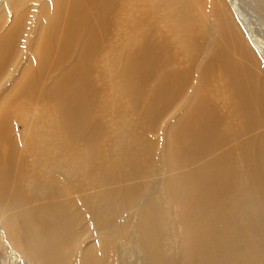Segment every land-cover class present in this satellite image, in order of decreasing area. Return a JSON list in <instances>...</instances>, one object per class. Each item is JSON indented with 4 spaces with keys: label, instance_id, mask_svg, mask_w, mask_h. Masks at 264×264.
Segmentation results:
<instances>
[{
    "label": "rangeland",
    "instance_id": "1",
    "mask_svg": "<svg viewBox=\"0 0 264 264\" xmlns=\"http://www.w3.org/2000/svg\"><path fill=\"white\" fill-rule=\"evenodd\" d=\"M9 1L12 3L9 5L19 11L25 6L35 5L34 0ZM75 1L78 0H43V3L49 4L35 5L37 9L40 7V14L34 19L51 13L62 16L68 5ZM247 1L248 4L252 3V7L256 5L253 0ZM62 2L67 3V7L63 11H56ZM113 5L117 18H113L115 25L112 24L108 35H97L91 46H88L86 39L79 41L85 42L91 51L96 50L94 60L86 55L75 73L76 75L79 72L80 77H85L86 83L79 82L78 77L73 80L72 86L78 93L73 94L71 90L68 93L62 88L55 94L58 102L65 103L68 110L79 105L78 99L88 98L86 105L89 109H85L88 113L84 127H76L75 118H70L69 113L64 119L62 116L58 118L54 111L56 102L51 95L43 109L29 107L24 114L17 111L12 113V125L16 124L18 127L17 144L14 138L15 158L13 164H8L9 172L6 178L9 189L6 190L7 193L0 194V220H16L21 209L37 214L36 210L44 206H48V209L56 206L66 207L74 223L68 231L66 242L62 245L61 264H91V259L100 260L101 264H148V255H145L146 251L144 254L139 244V224L142 207L147 199L157 198L158 205L165 209L161 215L157 208H154L153 213H156L170 232L176 235V242H162L161 250L168 254V260L176 261L163 262L152 259L154 264H184L187 249L195 244L203 247L200 249L201 256L207 258L208 252L203 253L204 247L213 248L207 243V239L193 240L186 236L178 208L191 213L195 211L183 205L175 185L183 181V174L194 176L197 167L208 156L237 160V164L241 163L243 169L245 164L240 161L241 152L236 148L230 149L231 140L217 139L220 131L228 126L234 125L236 136H232V139L237 142L241 140L246 145L254 139V135L261 136L258 134L259 130L255 131L258 129L257 125L244 117L245 121L239 122L237 114L233 111L236 98L234 94L229 96L228 92H225L221 79H218L217 69L224 64V58L220 57L211 66L208 65L219 55L218 46L213 47L216 43L215 37L212 33L198 34L199 28L207 31L216 23L214 13L221 9V2L197 0V33L189 38L173 26L171 18L176 17L163 0H113ZM5 9L6 12H11L5 14V20H0V27L4 28L9 26L13 15L10 8ZM221 11L222 9L219 12ZM261 19L259 20L264 24V17ZM26 21L21 19L22 23ZM256 33L258 39L264 42V30L258 29L257 26ZM98 37L103 40L98 42ZM195 41L199 50L191 43ZM134 46L149 47L145 48L146 52L142 56L139 55L138 61L147 62L150 70L137 80L138 82L129 84L132 79H127L126 82L122 80L125 77L121 70L124 64L129 63L128 58L131 55L127 56V53L122 51L127 48L132 51L131 47ZM208 47L212 48L210 52ZM76 50L80 51V48ZM73 55L78 57V53ZM70 63L71 61L65 62L55 73L61 75ZM112 63L113 65H110ZM116 65L120 66L119 74L116 72ZM207 67L209 68L206 70ZM134 70L141 73L140 68ZM163 72L170 76H182L186 85L177 100L165 97L158 103V76ZM55 77H48L45 87H51ZM77 84L80 85L79 90H75ZM194 99H205L210 107L213 106L214 115L219 121L214 125L216 130L201 133V136L197 134L192 141L180 140L181 143H175L179 139H175V136L181 120L191 108ZM36 114L38 120L32 125L52 133L57 132L61 136L56 143V150L61 158L46 162L42 152L48 142L34 143L22 138L24 125L36 120ZM182 114L184 116H181ZM9 118L3 114L4 121ZM55 123L61 126L56 131H51ZM120 123L123 125L121 128L118 127ZM206 125H212L208 115H195L192 119L194 128ZM139 141L144 142L147 148V151L143 150L141 154L137 152L136 147ZM49 150L53 152V148ZM225 151L227 155H224ZM122 152L123 159L118 161L117 156ZM144 155L147 156V162L143 171L137 172L134 166ZM246 175L242 170L236 178ZM34 178L38 181L36 185L32 184ZM12 181H16L15 187L10 185V182L13 184ZM189 181L187 180V183ZM22 197L25 202L18 204L17 201ZM154 222L158 226V218L154 219ZM216 224L221 225L218 221ZM202 230H206L205 225ZM0 231V264H13L11 247L17 246L3 229ZM152 239L158 258V233L154 232ZM96 246L101 251L88 257ZM214 249V260L210 262L207 259V264H225L222 255L228 247L220 245ZM20 256L24 258L22 254ZM258 256L260 261L264 260V248ZM22 258L19 257V262L16 263L29 264V261ZM30 262L40 264L36 259Z\"/></svg>",
    "mask_w": 264,
    "mask_h": 264
},
{
    "label": "bare ground",
    "instance_id": "2",
    "mask_svg": "<svg viewBox=\"0 0 264 264\" xmlns=\"http://www.w3.org/2000/svg\"><path fill=\"white\" fill-rule=\"evenodd\" d=\"M163 1L168 4L170 12L177 19L171 18L173 26L177 27L183 36L189 38L191 35H195L197 33L195 20L197 0ZM219 1L222 11L219 12L221 9L215 11L216 23L207 31L198 27V34L199 32L212 33L215 37L216 43L213 44V47L218 46L219 55L208 65L211 66L220 57L224 58V64L217 69L218 79H221V85L223 84L225 92H228L229 96L234 94L236 98L233 111L237 114L239 122H242L244 117L257 125L258 129L255 131L259 130L258 134L261 136L254 135V139L246 145L241 140L237 142L232 139V136H236L233 130L234 125L228 126L220 131L217 139L228 138L231 140L230 149L236 148L241 152L240 161L245 164L243 169H241V163L237 164L239 162L237 160H222L208 156L197 167L194 176L189 177L183 174V181L175 185L183 205L195 211V213H191L178 208V215L185 228L186 236L193 240L207 239V243L213 247L210 249L204 247L203 253L208 252L207 258H204L200 253V249L203 247L200 244L191 245L187 249V256L184 257V264H207V259L212 262L214 248L220 245L228 247L222 255V261L225 264H264V260L260 261V256H258L264 248V127H262L264 124V59H262L264 57V42L258 39L256 33L257 26L258 29L264 30V24L261 22V18L264 17V0H253L258 9L255 6L252 7V3L248 4L247 0ZM34 3L35 5L49 4L48 2L43 3V0H34ZM9 4H12L9 0H0V20L6 13L11 12L9 10V13L6 12V7L13 11L9 26L0 27V194L9 189L6 181L9 172L8 164H13L15 158L13 145H15L14 138H16L17 144L18 127L16 124L12 125L14 120H12V113L17 111L24 114V111L29 107L43 109L51 95L56 102L54 111L58 118L62 116L64 119L69 113L70 118H75L76 127H84V120L88 113L85 110L88 108L86 105L88 98L78 99L79 105L68 110L65 103L58 102L55 94L62 88L68 93L70 90L73 94L79 92L73 90V80L79 77V82L86 83L85 77H80L79 72L76 75L75 73L81 67L86 55L92 61L96 56V50L91 51L85 42L79 41L86 39L89 42L88 46H91V42L97 35H108V30L114 24L113 18H117L114 14L113 0H78L69 5L62 2L55 9L63 11L68 5L62 16L51 13L47 16H39L37 19L34 17L40 14V7L37 9L35 5H30V7L25 6L19 11L13 9ZM21 19L27 21L22 23ZM102 40L98 37V42ZM191 43L199 50L197 41ZM78 48L80 51L76 50ZM131 48H133L132 51L130 48L122 51L131 57L128 58L129 63L124 64L121 71L125 77L122 80L126 82L127 79H132L129 84H135L150 70L147 62L138 61L139 55L142 56L146 52L145 48L149 47L134 46ZM211 50L212 48L208 47V51ZM66 52L68 54L63 60ZM73 53H78V57H75ZM68 61H71L68 69H63L61 75L55 73V70L62 68ZM100 62L103 61L100 60ZM109 62L111 63V61ZM119 67L117 65L115 67L118 74ZM136 68H140L141 73L136 72L134 70ZM206 75L204 76L206 77ZM51 76H56L52 86L55 85L45 87L48 77ZM185 85L186 80L182 76H170L167 72L160 73L158 76V103H161L165 97L177 100ZM79 89L80 85H75V90ZM212 107L205 99H194L185 116L181 115L184 117L175 136V139H179L175 143H181L180 140L192 141L197 134L201 136V133L215 131L216 126L214 125L219 121L215 117ZM4 113L10 117L5 121L3 120ZM195 115H208L212 125L194 128L192 119ZM35 117L36 120H31L32 123L29 121L27 125H24L22 138L34 143L47 141L42 152L46 162L61 158L56 150V143L61 136L57 132L52 133L32 125L36 124L35 122L38 120L37 114ZM60 126L59 123H55L51 127V131H56ZM122 126L120 123L118 127ZM136 147L139 154L143 150L147 151L146 144L142 141L137 142ZM50 148H53V152L49 150ZM209 148L211 150V147ZM175 153L177 152L175 151ZM224 155H227V151L224 152ZM122 159L123 152L117 156L118 161ZM183 159L188 160L189 158ZM138 162L134 168L137 172H142L147 162V156H142ZM242 170L247 175L236 178ZM36 178L33 179V185L38 182ZM64 179L68 180L65 177ZM187 180H190L189 183ZM12 182L13 184L10 182V185L15 187L16 181ZM17 202L18 204L24 203V197ZM154 208L159 210L160 215L165 209L158 205L157 198H148L145 206L142 207L140 217V247L144 254L146 251L145 255H148V264H154L153 260L174 262L176 260L167 259L168 254L161 248L164 241L176 242V235L170 232L165 222L160 220L156 213H153ZM36 212L37 214L21 209L17 213L16 220H0V229H3L17 246H12L14 249L11 247L13 264L19 262V257L22 258L20 254L23 255L24 261H29V264H32L30 261L35 259L40 264H61L62 245L66 242L74 219L66 207L56 206L48 209V206H44L37 209ZM157 218L158 226L154 222V219ZM216 221L221 225H217ZM204 225L206 232L202 230ZM154 232L158 233V258L154 252L152 239ZM99 251L101 250L96 246L88 257ZM79 257L81 258V256ZM101 263L100 260L91 259V264Z\"/></svg>",
    "mask_w": 264,
    "mask_h": 264
}]
</instances>
